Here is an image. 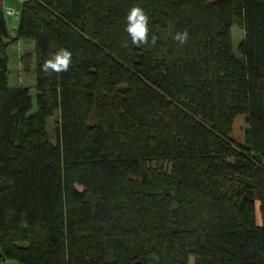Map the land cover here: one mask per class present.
Listing matches in <instances>:
<instances>
[{"label": "trees", "instance_id": "16d2710c", "mask_svg": "<svg viewBox=\"0 0 264 264\" xmlns=\"http://www.w3.org/2000/svg\"><path fill=\"white\" fill-rule=\"evenodd\" d=\"M134 6L147 45L125 31ZM19 40L35 110L7 82ZM62 48L68 71H43ZM0 259L264 264V0H25L0 36Z\"/></svg>", "mask_w": 264, "mask_h": 264}, {"label": "rangeland", "instance_id": "374dc122", "mask_svg": "<svg viewBox=\"0 0 264 264\" xmlns=\"http://www.w3.org/2000/svg\"><path fill=\"white\" fill-rule=\"evenodd\" d=\"M11 20V18H10ZM232 42L233 47H235L239 41V38L242 36L243 31L237 27L231 28ZM3 38V37H2ZM5 39V38H3ZM29 45H31L29 43ZM6 55L9 57V70H8V84L11 87H17L18 85H23L30 88V93L32 96V110L36 109V92H35V72L34 70L26 71L23 68L19 70V55L23 53V47L20 44H9L5 51ZM59 112H56L53 116L49 117L46 120V131L47 136L50 142L55 143L57 140V126L59 124ZM94 119V117L92 118ZM246 115L240 114L235 117L232 124V133L231 136L234 141L239 143L244 142V129L246 127ZM94 121V120H93ZM259 204L256 203V222L260 223V213H259Z\"/></svg>", "mask_w": 264, "mask_h": 264}, {"label": "clouds", "instance_id": "9594fccd", "mask_svg": "<svg viewBox=\"0 0 264 264\" xmlns=\"http://www.w3.org/2000/svg\"><path fill=\"white\" fill-rule=\"evenodd\" d=\"M127 24L125 31L131 37L133 45H147L149 44V16L145 11L139 7H132L126 17ZM173 39L178 41L181 45L185 44L189 39L187 31L178 32L173 36ZM156 37L151 40L155 44ZM72 63V53L66 49H60L54 54L52 59L47 60L43 65V71L53 72L59 74L66 72Z\"/></svg>", "mask_w": 264, "mask_h": 264}, {"label": "crops", "instance_id": "0c3cea01", "mask_svg": "<svg viewBox=\"0 0 264 264\" xmlns=\"http://www.w3.org/2000/svg\"><path fill=\"white\" fill-rule=\"evenodd\" d=\"M24 1L25 0H2V5H3V8L5 10V15H6L7 27H8V30L10 31L11 35H13V36L16 32V28H17L18 21H19V11H20L21 5ZM7 9H14V10L18 11V15L14 16L12 14L7 13ZM10 18H11V20H10ZM12 44H14V43H12ZM15 44H20L23 47V53H21L19 55V59H18L19 64H20L19 70L21 71L20 68L24 69V67L21 63V57L24 54L31 52L33 44L30 43L31 45H29L28 42H25L23 40H19ZM5 51H6V49H5ZM5 55H6V53H5ZM6 57H7V82H8L9 57L7 55H6ZM30 70H33V64L31 65ZM19 86H23V85H18L17 87H19ZM9 87H11V86H9ZM34 87H35V85H34ZM2 264H22V263H19L18 261L14 260V259H8V260H5Z\"/></svg>", "mask_w": 264, "mask_h": 264}, {"label": "water", "instance_id": "95a60500", "mask_svg": "<svg viewBox=\"0 0 264 264\" xmlns=\"http://www.w3.org/2000/svg\"><path fill=\"white\" fill-rule=\"evenodd\" d=\"M0 36L5 39L12 38V35L7 27L6 15L2 5V0H0Z\"/></svg>", "mask_w": 264, "mask_h": 264}, {"label": "built area", "instance_id": "2783aa9c", "mask_svg": "<svg viewBox=\"0 0 264 264\" xmlns=\"http://www.w3.org/2000/svg\"><path fill=\"white\" fill-rule=\"evenodd\" d=\"M7 13L12 14L14 16L18 15V11L14 10V9H7ZM2 260L0 259V264H2Z\"/></svg>", "mask_w": 264, "mask_h": 264}]
</instances>
